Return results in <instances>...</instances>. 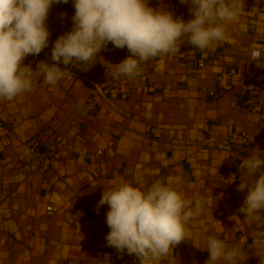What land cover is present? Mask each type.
<instances>
[{"label": "crops", "instance_id": "obj_1", "mask_svg": "<svg viewBox=\"0 0 264 264\" xmlns=\"http://www.w3.org/2000/svg\"><path fill=\"white\" fill-rule=\"evenodd\" d=\"M147 2L193 18L180 0ZM58 5L75 11L73 0L53 3L47 26L56 17L60 23ZM64 22L44 48L48 63L55 40L73 28ZM226 32L204 50L185 41L180 53L142 63L134 78L107 76L105 65L131 53L103 48L55 85L41 78L30 92L0 101V264H115L102 243L108 206L96 207L103 186L147 188L176 178L172 186L186 199L202 197L204 207L160 264H206L209 236L238 248V264H261L264 212L258 221L245 218L238 209L247 189L237 187L264 173V166L252 175L242 167L254 154L264 160V0H244ZM31 56L23 64L35 70ZM34 139L45 154L23 165L15 150Z\"/></svg>", "mask_w": 264, "mask_h": 264}, {"label": "clouds", "instance_id": "obj_2", "mask_svg": "<svg viewBox=\"0 0 264 264\" xmlns=\"http://www.w3.org/2000/svg\"><path fill=\"white\" fill-rule=\"evenodd\" d=\"M53 3L68 0H0V101H12L30 92L41 81L55 85L74 62H89L111 43L131 53L117 64L105 65L111 79L140 75L141 64L162 54L180 53L185 41L204 50L227 39V26L244 11V0H180L188 4L191 19L176 18L166 7H150L147 0H73V28L59 36L51 49L53 63L39 61L35 70L23 64L48 46L50 32L46 21ZM62 16L64 14H61ZM260 66L259 52L250 57ZM63 64L64 67L60 65ZM264 166L258 155L245 159L242 167L249 175ZM232 182L235 179L230 177ZM175 181L157 179L147 188L126 181L103 186L97 211L107 205L106 224L110 231L107 246L135 255L139 264H160L171 250L186 241L185 224L199 216L202 197L185 198L172 186ZM231 182V183H232ZM247 189L238 209L245 218L258 221L264 212V173L251 182L241 181L237 190ZM206 264H238L241 251L224 240H206ZM264 264V258H261Z\"/></svg>", "mask_w": 264, "mask_h": 264}, {"label": "built area", "instance_id": "obj_3", "mask_svg": "<svg viewBox=\"0 0 264 264\" xmlns=\"http://www.w3.org/2000/svg\"><path fill=\"white\" fill-rule=\"evenodd\" d=\"M57 10L59 14H72L74 15L73 12L65 9L64 7H62L61 5L57 6ZM48 29L50 32V35H54L56 33L59 32L60 30V23L58 18L56 17L53 21H50L48 24ZM51 37V36H50ZM105 48L111 49L113 51H118V52H122L123 49H117L115 48L111 43H108L107 46ZM256 52H259L260 56L261 53L258 50H253ZM253 51L251 52V54L253 53ZM251 57V56H250ZM46 61L48 62V57H47V49H43L40 54L38 56H31L30 58V62L34 65H37V63L39 61ZM203 64L199 63V66L201 67ZM69 78H71V76H69ZM39 144V140L38 139H34V140H30L27 143H24L22 145H20L19 147L16 148L15 150V156L18 159V161L23 164V165H31L32 163H34L35 161H39L42 159V157L39 155L38 151H37V147ZM42 163V168L44 170L48 169V164L47 162H41ZM47 211H55L56 209H54L53 207H47L46 208ZM110 230H106L103 235H102V243L103 245L106 247L107 252L109 257L111 258V260L115 263V264H139V259L138 257H136L135 255H129L127 254L126 250L124 252H117L116 249L107 246V242H106V235Z\"/></svg>", "mask_w": 264, "mask_h": 264}, {"label": "rangeland", "instance_id": "obj_4", "mask_svg": "<svg viewBox=\"0 0 264 264\" xmlns=\"http://www.w3.org/2000/svg\"><path fill=\"white\" fill-rule=\"evenodd\" d=\"M69 10V9H68ZM61 15V14H60ZM62 16V15H61ZM72 17H73V15L72 14H65V15H63L62 16V19L60 20V27H61V25L62 26H64L65 24H63V23H65L64 21H68V20H72ZM58 18V17H57ZM58 20H59V18H58ZM63 22V23H62ZM60 31L61 30H59V32L58 33H60ZM51 37L53 36V35H50Z\"/></svg>", "mask_w": 264, "mask_h": 264}, {"label": "water", "instance_id": "obj_5", "mask_svg": "<svg viewBox=\"0 0 264 264\" xmlns=\"http://www.w3.org/2000/svg\"><path fill=\"white\" fill-rule=\"evenodd\" d=\"M37 151L40 155H44L45 154V147L44 146H40L37 148Z\"/></svg>", "mask_w": 264, "mask_h": 264}]
</instances>
